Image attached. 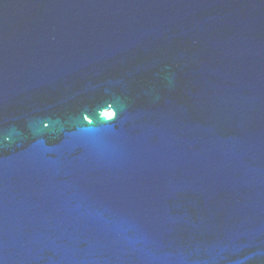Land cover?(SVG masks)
<instances>
[{"label": "water", "instance_id": "1", "mask_svg": "<svg viewBox=\"0 0 264 264\" xmlns=\"http://www.w3.org/2000/svg\"><path fill=\"white\" fill-rule=\"evenodd\" d=\"M0 264H264V0H0Z\"/></svg>", "mask_w": 264, "mask_h": 264}, {"label": "bare ground", "instance_id": "2", "mask_svg": "<svg viewBox=\"0 0 264 264\" xmlns=\"http://www.w3.org/2000/svg\"><path fill=\"white\" fill-rule=\"evenodd\" d=\"M108 114H109V115H111V114H112V112H111V111H109V112H108Z\"/></svg>", "mask_w": 264, "mask_h": 264}]
</instances>
